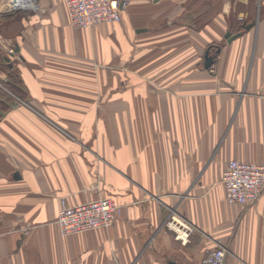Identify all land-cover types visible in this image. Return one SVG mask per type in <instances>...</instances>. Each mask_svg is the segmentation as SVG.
<instances>
[{
	"label": "crops",
	"instance_id": "crops-1",
	"mask_svg": "<svg viewBox=\"0 0 264 264\" xmlns=\"http://www.w3.org/2000/svg\"><path fill=\"white\" fill-rule=\"evenodd\" d=\"M5 2L27 97L0 88V264H202L219 242L264 264V193L230 203L222 181L264 162V0H129L91 27L66 0ZM100 197L120 204L109 228L60 233L62 205Z\"/></svg>",
	"mask_w": 264,
	"mask_h": 264
},
{
	"label": "built area",
	"instance_id": "built-area-1",
	"mask_svg": "<svg viewBox=\"0 0 264 264\" xmlns=\"http://www.w3.org/2000/svg\"><path fill=\"white\" fill-rule=\"evenodd\" d=\"M13 1L6 0L4 4L9 12L38 8L36 0H29L25 7H17ZM66 5L71 23L75 27H91L101 22H121L129 0H66ZM8 52L11 56L15 49L11 47ZM5 78L6 76L0 73V87L7 90ZM222 181L225 185L226 199L230 203H255L264 193V162L230 159L223 172ZM119 208L120 204L109 197L74 205H62L56 223L63 236L109 228L114 223ZM177 237L186 242L188 233L178 232ZM228 252V247L219 242L203 258L202 264H225Z\"/></svg>",
	"mask_w": 264,
	"mask_h": 264
},
{
	"label": "trees",
	"instance_id": "trees-1",
	"mask_svg": "<svg viewBox=\"0 0 264 264\" xmlns=\"http://www.w3.org/2000/svg\"><path fill=\"white\" fill-rule=\"evenodd\" d=\"M1 1V0H0ZM239 27L238 30H240ZM0 73L7 77L8 87L21 98H26V92L22 76L13 61L0 48Z\"/></svg>",
	"mask_w": 264,
	"mask_h": 264
},
{
	"label": "water",
	"instance_id": "water-1",
	"mask_svg": "<svg viewBox=\"0 0 264 264\" xmlns=\"http://www.w3.org/2000/svg\"><path fill=\"white\" fill-rule=\"evenodd\" d=\"M255 24V21L253 22H250V23H244L243 24V27L245 29L247 28H251L253 25ZM244 30H239L235 33H232L231 31H228L226 34H225V37L228 41H232L234 38L240 36L242 33H243ZM214 63V54H211L210 53V50L208 49L205 53V65L206 67H211L212 64Z\"/></svg>",
	"mask_w": 264,
	"mask_h": 264
},
{
	"label": "rangeland",
	"instance_id": "rangeland-1",
	"mask_svg": "<svg viewBox=\"0 0 264 264\" xmlns=\"http://www.w3.org/2000/svg\"><path fill=\"white\" fill-rule=\"evenodd\" d=\"M212 51H214V48L212 49ZM212 54V53H211ZM10 59H11V57H10ZM213 65V64H212ZM6 79V83H5V85H6V87H7V90L6 89H4V88H2V87H0V88H2V90L4 91V92H6V95H7V97H9V99L10 100H12L13 102L14 101H16L19 97H18V95L16 94V93H14L9 87H8V85H7V81H8V79H7V77L5 78ZM9 89V90H8ZM18 97V98H17ZM101 198V197H100ZM109 198H111V197H109ZM96 199H98V198H96ZM113 199V198H112ZM92 200H95V199H92ZM92 200H89V201H92ZM113 200H115V199H113ZM116 201V200H115ZM84 202H88V201H84ZM80 203H83V202H80ZM78 204V203H77Z\"/></svg>",
	"mask_w": 264,
	"mask_h": 264
},
{
	"label": "bare ground",
	"instance_id": "bare-ground-1",
	"mask_svg": "<svg viewBox=\"0 0 264 264\" xmlns=\"http://www.w3.org/2000/svg\"><path fill=\"white\" fill-rule=\"evenodd\" d=\"M27 2L29 3V0H22V1H17V0H14L13 3L15 4V6L19 7H25L27 5Z\"/></svg>",
	"mask_w": 264,
	"mask_h": 264
}]
</instances>
